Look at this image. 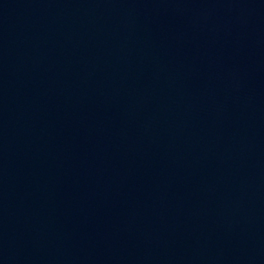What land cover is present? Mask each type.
Returning a JSON list of instances; mask_svg holds the SVG:
<instances>
[{
	"label": "water",
	"instance_id": "95a60500",
	"mask_svg": "<svg viewBox=\"0 0 264 264\" xmlns=\"http://www.w3.org/2000/svg\"><path fill=\"white\" fill-rule=\"evenodd\" d=\"M0 264H264V0H0Z\"/></svg>",
	"mask_w": 264,
	"mask_h": 264
}]
</instances>
